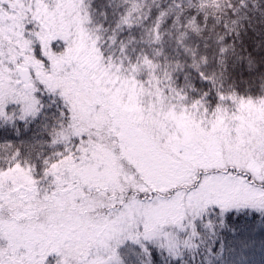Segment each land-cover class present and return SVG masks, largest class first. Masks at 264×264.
I'll return each instance as SVG.
<instances>
[{
    "label": "snow or ice",
    "instance_id": "obj_1",
    "mask_svg": "<svg viewBox=\"0 0 264 264\" xmlns=\"http://www.w3.org/2000/svg\"><path fill=\"white\" fill-rule=\"evenodd\" d=\"M0 264H264V0H0Z\"/></svg>",
    "mask_w": 264,
    "mask_h": 264
}]
</instances>
